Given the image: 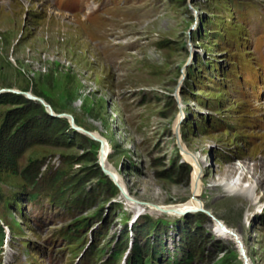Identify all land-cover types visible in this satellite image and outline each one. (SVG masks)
Wrapping results in <instances>:
<instances>
[{"label": "rangeland", "instance_id": "rangeland-1", "mask_svg": "<svg viewBox=\"0 0 264 264\" xmlns=\"http://www.w3.org/2000/svg\"><path fill=\"white\" fill-rule=\"evenodd\" d=\"M0 220V264H264V0H0Z\"/></svg>", "mask_w": 264, "mask_h": 264}, {"label": "bare ground", "instance_id": "bare-ground-1", "mask_svg": "<svg viewBox=\"0 0 264 264\" xmlns=\"http://www.w3.org/2000/svg\"><path fill=\"white\" fill-rule=\"evenodd\" d=\"M26 94L28 95V93H26ZM182 118L183 117L181 115L177 121L178 122L181 121ZM108 152H109L108 149H106L101 154V160L102 161L106 159V157L108 155ZM184 156H185V159L193 166V173L191 175V190H192V194L196 196V195H198L199 188H200L199 185H198V182H197V178H198V176L200 174V166H198V163H197V161H196V159L194 157H192L190 155H187V154H184ZM228 173H232V171L230 172L228 170L227 174ZM242 175H243V173L240 174V176H242ZM116 177H118V176H116ZM258 183H259V179L257 178V182L251 183L250 185H248V186H246L244 188L243 187L239 188V191H241V197L242 198H250V197H252L253 194H254L253 192L257 189ZM228 190H229V192H233L234 188L233 187H229ZM137 206L139 207V205H137L135 203L131 204L132 208H137ZM166 208L167 209L164 208L162 211L169 210V212H170L169 215L170 216H177V215H181L183 213L182 210H184V211L189 210L192 213V212H196L201 207H200V204L197 203V201L196 202L195 201L194 202L193 201L192 202L189 201L187 206H177V207L173 206V207H166ZM178 210H181V211L178 212ZM149 211H151V209ZM215 225L218 227V231L215 234L219 238H224V237L230 238V237L235 236V235L237 236V233L234 230L230 229L223 222H220L217 219L215 220Z\"/></svg>", "mask_w": 264, "mask_h": 264}, {"label": "water", "instance_id": "water-1", "mask_svg": "<svg viewBox=\"0 0 264 264\" xmlns=\"http://www.w3.org/2000/svg\"><path fill=\"white\" fill-rule=\"evenodd\" d=\"M13 93H15V92H13ZM23 96H24L25 99L30 100V101L38 102V103L41 104L43 107H45V112H46V114H47L49 117H51V118H59V117L64 116V115H56V114H54V113L48 108V106H46L41 100H39V99H37V98H34V97H32V96H30V95H27V94H23ZM71 128L75 130V128H74L73 126H71ZM197 211H199V209H198Z\"/></svg>", "mask_w": 264, "mask_h": 264}, {"label": "trees", "instance_id": "trees-1", "mask_svg": "<svg viewBox=\"0 0 264 264\" xmlns=\"http://www.w3.org/2000/svg\"><path fill=\"white\" fill-rule=\"evenodd\" d=\"M35 109L37 110V111H39V113H42V110H41V108L40 107H35ZM43 114V113H42ZM44 115V117H46L47 119H49L51 122H53V123H56V124H58L59 122H60V120L59 119H57V118H51V117H49V116H47V114L45 115V114H43ZM65 129H67L66 128V126H65ZM32 181L33 180H30L29 182H31L30 184H32ZM33 196V195H32ZM76 227H78V226H76ZM184 261H188V256H187V258L184 260Z\"/></svg>", "mask_w": 264, "mask_h": 264}]
</instances>
